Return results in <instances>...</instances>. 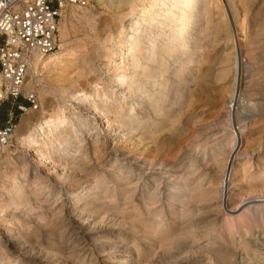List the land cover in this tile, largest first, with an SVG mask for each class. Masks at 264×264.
Here are the masks:
<instances>
[{"label": "bare ground", "instance_id": "obj_1", "mask_svg": "<svg viewBox=\"0 0 264 264\" xmlns=\"http://www.w3.org/2000/svg\"><path fill=\"white\" fill-rule=\"evenodd\" d=\"M239 1L244 4L243 0H97V2L115 10L117 16L121 19L114 27L113 33L107 34L104 40L102 39V47L106 52L104 56L115 67L113 70L114 82L122 90L119 93H117V90L110 92L105 84L101 85V81H98L94 85L92 92L89 93L86 90L76 89L74 84L77 81L73 80L69 87L62 86L60 89L63 99L69 97L72 103L73 107H70L68 112L66 107L62 106H57V110L49 111L43 108L39 111L38 117L36 116L37 122L34 125L31 124L30 118L25 119V124L28 125L26 132L20 136L19 128L16 131V136L19 137L22 145L34 150V159L38 163V168H34V172L36 177L40 176L39 179L42 178L35 189L40 191L48 187V183L46 184L45 181L46 175L55 174L58 182L59 180L62 181L67 174V168L61 170V165L57 163L56 158L62 160L68 157L71 160H75L76 164L80 163L84 167L90 165L86 161L87 157H85V146L83 144L86 140V133L90 132L97 136H102L103 126L113 127L115 122L122 121L124 116L127 119L125 122L122 121V123L125 125L131 124L132 128L130 131L134 134L132 139L137 137L134 142L132 141L135 151L132 155L134 165L143 171H151L155 166V160L149 157L148 152L157 148L159 143L164 140L163 137L166 135H162V133L169 131L167 133L168 138H173L180 134L182 127H174V123L178 119V115L175 114V105L179 104L181 107L189 108L192 102L194 103V98L196 101L201 100V97L199 99L196 98L195 93L197 91L200 94L209 91L206 89L205 83L208 73L202 70V65L207 62L204 52L206 45L203 40L217 42L223 37H230L232 51L227 52L223 56L225 59L222 62L226 63L216 72L215 78L217 83L220 84L218 98L220 97L221 106L219 111L223 118L220 120L219 126H223L222 128L225 131L216 136L213 143H211V139L209 140L207 137L202 136L200 131H195L191 135L193 138L189 140L190 145H188L195 152L194 156L190 155L189 157L188 154H184L185 162L182 164L181 162L178 163V174L177 176L173 175L175 176L174 179L170 180L171 182L169 183L171 184L167 185L164 188L165 190L160 185L154 187L149 176L143 185H139L140 181L137 180L135 185L132 186V175L135 172L133 168L127 171L130 174L126 175L123 174L122 170L114 173L115 175L112 173L117 183L124 185L119 190L117 189L118 186H115L112 194L109 192L101 193V189H105L104 184L106 181L104 176L97 177L94 182L83 186L79 191H77L78 189L72 190L75 198L71 199L73 204L72 209H69L76 214L78 225L82 226L86 233H93L98 226L106 230L103 232L112 234L115 231V225L118 223H116V219L113 217L108 219L106 215L102 214V216L100 213L98 224L92 226L91 220L96 218L97 214L91 213L89 207L97 201L101 202L98 205L99 209L115 202L114 205L109 207L123 212V208L121 209L117 203V198L119 197L117 193L120 191L122 195H125V203L127 201L135 203L136 216L139 217V215L143 214L142 210H146L148 218L152 221L151 226L148 229L146 228L147 232L156 235V237H162L174 231L177 218L179 220L188 219L193 212V208L190 206L193 203L202 200L206 202L217 201L220 206L227 207L234 193L232 187L234 184L235 166L240 164L242 156H246L247 159L242 163L241 181L242 183H247L246 188L248 190V192L246 191L248 196L246 195L247 197L245 196L246 198L241 201L242 207H246L244 224L247 221L248 225H260L264 228V156H253V151L245 146L246 135H244L249 121L264 113V92L255 93L256 85L253 78V68L249 65L250 63H246L244 58L243 44L250 42L251 37L247 33V27L244 26L248 11L240 8L239 5L242 6V3L238 4ZM70 6L72 17L92 25L93 18L87 14L85 7L79 5ZM259 12L261 13V11ZM123 19H126L125 23L122 22ZM66 21L67 15L65 14L60 27L62 36L65 34ZM197 24L198 26H196ZM263 24L264 22H259V27ZM194 32L197 37H195ZM193 37L194 41L192 42L191 38ZM61 50L62 47L60 51L55 50L47 55L34 54L29 68L32 79L27 84L30 91H34L37 83L35 78H37L41 68L55 60H59L62 56ZM262 56L258 70L264 76V55ZM183 58L188 61L187 66H185ZM171 61L179 62V65L173 67V64H170ZM82 62L88 68L91 66L87 65L86 59ZM188 63H195V66L190 67ZM191 68L193 69L186 73ZM93 70L91 66L89 72ZM166 74H172V76L178 78L179 82L168 78ZM40 80L41 78L38 77V81ZM210 80H212V77ZM262 81L261 84L264 85V81ZM1 84L2 79L0 77ZM152 88L158 89L152 91ZM129 99L132 100L130 104H128ZM143 104L148 105V111L142 118H139L141 114L139 110H141V105ZM29 110L31 109L28 108L27 111ZM105 114H108L106 120L102 118H105ZM109 114H112V116ZM191 114L199 118L197 111L196 113L193 111ZM200 117L202 116L200 115ZM207 126L210 125L208 124ZM215 128L217 127L215 126ZM262 144L263 142H259L257 151ZM2 153L6 154V156L1 155L3 161L10 163L8 147ZM249 156L254 157L255 161L253 162V159L249 158ZM23 162L24 165H27L25 159ZM203 164L208 166L209 170H201ZM176 165V163L171 164L172 167ZM254 166L257 170L252 173L251 169ZM21 176L23 175L16 173L12 175L11 181L7 184L9 185L8 187H6L7 185L1 186L5 190L6 196L5 198H0V264H9L13 261H15L14 264H36L31 261L32 258H29L34 256L32 255L34 248L30 250L27 238L22 232L23 230L29 232L31 229L39 230V227H32L33 225L28 222L32 219L38 220L39 224L43 225L41 229L50 231V234L55 230H59L60 241L66 249H69L70 254L78 257L84 254V260L81 264H84L87 259L92 261L89 247H87L89 243L88 237L81 236L76 230V226L63 216L65 206L63 203L56 204L57 198L53 205L44 203L37 206V210L38 208L42 209L41 211L47 212L46 214L42 213L39 216L40 218L31 216L33 213H37L35 212V205L39 201L37 200L38 202L35 205L33 204L34 202L30 201L32 197H30L25 184L19 181ZM139 178H143V175H140ZM39 190L36 191L40 192ZM164 195L167 202L161 204V206L156 205V203L162 201ZM87 197L88 199L81 203V206H83L82 210L76 212V206L79 205L81 199ZM137 200L138 202H135ZM228 210L231 211L232 208H228ZM5 212L12 213V217L6 216ZM18 212L20 215H18ZM169 213H171L170 216L174 220L170 222L172 225L165 218V215ZM50 216H53V218L50 219ZM17 223L22 224V231L15 228L14 224ZM192 229L194 230V228ZM181 232L182 230L178 233L182 234ZM99 238L97 237L94 240L105 244ZM148 238L150 239L149 236ZM14 250L21 252V255H24L25 258L14 255ZM141 251L139 247L136 259L129 257V255H126L127 257L122 256L124 258L122 263L140 264ZM34 257L40 259L42 264L73 263V257L71 259L69 257L65 258L62 254H51L48 251L45 253L37 252ZM226 264L232 263L227 262Z\"/></svg>", "mask_w": 264, "mask_h": 264}, {"label": "rangeland", "instance_id": "obj_2", "mask_svg": "<svg viewBox=\"0 0 264 264\" xmlns=\"http://www.w3.org/2000/svg\"><path fill=\"white\" fill-rule=\"evenodd\" d=\"M240 2L241 1H239L238 4H240ZM243 2L244 4L241 2L242 6L239 5L240 8L248 12L250 11L249 13L247 12L248 15L246 17L244 26L247 27V33L251 37L250 42L243 44V54L244 58L246 59V63H250L249 65H251L253 68V78L255 79L254 82L256 85L254 91L258 94L259 92H264V85L261 84V81H264V76L258 70L261 65V59L263 58L262 55H264V24L259 27V22H264V0H243ZM84 7L87 14L91 15V18H93L92 25L86 21L72 17L70 5H67L63 8L60 27L63 22V16L66 14V30L63 36L60 30V45L57 49L60 51V48L62 47V56L59 60H55L51 64L41 68L39 74H37V78H35L37 83L34 91L31 90L37 94L38 107H33L31 103H29L25 98L26 92L30 91L27 87V84L32 79L30 73L28 74L25 82L26 86L24 87V93L16 100L10 99L4 103V114L2 119L5 122L7 118L12 117L16 127L7 145L11 159L10 163L3 161L1 155L6 156V154L2 153L4 151H0V198H5L6 196L5 190L2 189L1 186H6L9 181H11L12 175L16 173L23 175L20 177L19 181L23 182L22 184H25L30 197H32L30 198V201L32 203L34 202V205L39 201L35 205V212L37 213H33L31 216L40 218L39 216H41L42 213L46 214L47 212L41 211L42 209L38 208L37 210V206L44 203L53 205L55 203V199L57 198L58 201L56 204L63 203L65 206L63 216L66 217L74 226H76V230H78L81 236L88 237L87 240L89 243L87 247H89L92 261L87 259L84 264H123L124 262L122 263V260L124 258H122V256L125 257L126 255H129V257L135 258L137 256V249L139 247L142 250L140 252L141 258L139 257L140 264H226L227 262H231L232 264H264V228L260 225H248L247 221L246 224H244V219L246 220V207H242L241 201L248 196L246 194V191L248 192V190L246 188L247 183H242L241 179L243 172L242 163L246 161V156H242L240 158V164L235 166L233 178L234 184L232 187L234 189V193L232 194V198L229 201V206H220L217 201L206 202L202 200L193 203L194 205H190L193 208V212L188 217V219H180V221L177 218V220H175L176 225H174V231H171L172 233L170 232V234H166L162 237H156V235H153L152 233L149 234L147 232V229L151 226L152 221L148 218V215L145 212L146 210H142L143 214L139 215V217L136 216L135 212L137 209L134 208L135 203L133 201H127V203H125V195H122L121 191L117 193V191L122 189L124 185L122 183L119 184V182L117 183L115 178L112 176L114 173L120 170H122L123 174L125 175L130 174V172L127 171L133 168L135 172L134 175H132V186L135 185V181L137 180L140 181L139 185H143L149 176L154 187L156 185H160L162 189L165 190L164 188L171 184L169 183L171 182L170 180L174 179L175 176L173 175L175 174L177 176L178 174V163L181 162L182 164L185 162L186 159H184V154H188L189 157L190 155L194 156L195 152H193L192 147L188 145H190L189 140L193 138L191 135L195 131H200L202 136L205 138L207 137L209 140L211 139V143H213L216 136L225 131V129L222 128L223 126H219V123L221 122L220 120L223 118L219 111V107L221 106L220 97L218 98L220 84L217 83V79L215 78L217 74L216 72H218L219 69L222 68L226 63L222 62V60L225 59L223 56L227 54V52L232 51L230 37H223V39L217 42L203 40L206 45V50L204 52L207 62H204L202 65V70L208 73L205 83L206 89L209 91L203 92L202 94L197 91L195 93L196 98L199 99V97H201V100L196 101L194 98V103L192 102L189 108L181 107L179 104L175 105V114L178 115V119L176 120L177 122L175 121L174 127H182L180 134L173 138H168L167 133H169V131H164L162 133V135H166L164 136L166 138L163 137L164 140L162 139L163 141L159 143L158 147L151 149L148 152L149 157L155 160V166L151 171H143L134 165L132 160V155L135 152L133 142L137 137L132 139L134 134L130 131L132 128L131 124L125 125L122 123V121L125 122L127 119V117L124 116L122 121L115 122L113 127H108L107 125L103 126L104 129L101 131L102 136H97L96 134L90 132L86 133V140L83 142V144L85 146V157H87L86 161L89 162L88 164L90 165H86L84 167V165H81L80 163L76 164L75 160H71L68 157L63 158L62 160L56 158L57 163L61 165V170L66 168L69 170L68 171L66 169L67 174L65 177L62 179V181L59 180L57 182L58 179L55 177V174L46 175L45 181L46 184L48 183V187L44 188L45 190L43 189L42 191L35 189L42 178L39 179L40 176L36 177L34 172V168H38V163L34 159V150L22 145L20 143L19 137L16 136V131L19 128L20 136L24 135L26 132L28 125L25 124V119L30 118L31 124L34 125L37 122L36 116L38 117L39 111H41L43 108L49 111L57 110L59 106H62L66 107L68 112V109L73 107L72 103L69 100V97L63 99L60 89L62 86L69 87L73 80L77 81V83L74 84L76 89L86 90L89 93L92 92L94 85L98 81H101V85L105 84L110 92L112 90H117V93H119L122 90L119 89L120 86L114 82L113 70L115 67H113V63L111 64L110 61L104 56L106 52L102 47V41L106 35L113 33L114 27L120 22L121 19L117 16L115 10L97 2V0H91L90 3ZM259 11H261V13ZM122 22L125 23L126 19H123ZM196 26H198V24ZM195 37H197L196 33ZM200 37L202 38V36ZM191 41H194V37L191 38ZM249 49L253 50L250 51ZM84 59L87 60V65H91L92 70L94 69L92 72H89L91 66L88 68L84 65V62H82ZM182 60H185V66H187L188 61L184 58ZM178 63L179 62L176 63L171 61L170 64H173V67H177L179 65ZM188 64H190V67L195 66V63ZM192 69L193 68L187 70L186 73H189ZM166 76L175 80L176 82H179L178 78L172 76V74H166ZM38 77L41 78L40 81H38ZM211 77L214 82L210 80ZM157 89L152 88V91H156ZM211 90L212 92H210ZM131 102L132 100L129 99L128 104ZM18 105H21L23 109L19 108ZM141 106V110H139V113H141L139 118H142V116H144L148 111L147 104H143ZM28 108L31 110L27 111ZM81 108L83 107L81 106ZM192 110L195 113L197 111L199 118L191 114L193 113ZM107 115L108 114H105V118H102L106 120ZM109 115L112 116V114ZM200 115L202 117H200ZM206 124H209L210 126H207ZM215 126L218 129L215 128ZM244 135H246L245 146L253 151V156H264V113H261L249 121ZM259 142H263V144L260 147L261 149L258 148L257 151L256 149L259 146ZM254 157L252 158L249 156V158L253 159V162L255 161ZM24 159L27 161V165L23 164ZM170 163H176L177 165L172 167ZM201 170H209V167L203 164L201 166ZM256 170L257 168L254 166L251 169V172L254 173ZM140 175H143V178H139ZM99 176H104L106 181L104 184L105 189H101L102 194L105 192L112 194L114 187L118 186V190L116 191L117 196L119 195L117 198V203L121 209L123 208V212H120V210L116 211L112 207H109L114 205L115 202L111 205H105L101 209L98 207L101 202L97 201L92 203L93 205H90L91 207H89V209H91V213L94 212V214L97 215L96 218H92L91 225L93 226L94 224H98L100 219L99 213L100 215H106L108 219L113 217L116 219V223H118L115 225L116 228L114 227L115 231L112 234L103 232L106 230L101 226H98L99 228L97 227L93 233H86L84 228L78 225L76 214L72 213L70 210L72 209L73 204L71 199L75 198L73 197L74 193L72 190L74 191L78 189L77 191H79L83 186L94 182V180ZM8 186L9 185L6 187ZM128 187L131 188L130 185H128ZM36 190H39L40 192H37ZM87 199L88 197L81 199L79 205L76 206V212L82 210L83 206H81V203ZM135 202H138V200ZM165 202L167 201L165 200L164 195L162 201L160 203H156V205L161 206V204H164ZM228 208H232V210L229 211ZM170 214L171 213L165 215V218L166 221L172 225L170 222H173L174 220L171 218ZM5 215L9 218L12 217V213L10 212H5ZM18 215H20L19 212ZM49 218L51 219L53 216H50ZM32 220L28 222L33 225L32 227L37 226L40 230L43 225L39 224L38 220ZM14 226L16 229L21 231L23 230L22 224L20 223L14 224ZM192 228H194V230ZM179 229L182 230V234L178 233L181 231ZM39 230L35 231L31 229L29 232L26 230L22 231L23 235L27 238L26 240L28 246H30V250L33 248L36 249L32 250V255L36 256L37 252L40 253L41 251L45 253L48 251L51 254H62L65 258L69 257L71 259L73 257L72 264L82 263L84 260V254H82L83 256L80 255L79 257L70 254L69 249H66L60 241L59 230H55L51 234L50 231L42 229L40 231ZM183 234L184 236H182ZM147 235L150 237V239ZM97 237H100L99 239L103 240L105 244L94 240ZM164 241H169L170 243H165ZM173 241H175V244ZM14 255L25 258L24 255H21V252L17 250H14ZM34 256L29 257L30 259L32 258L31 261L36 264H42L41 260ZM14 262L15 261L9 264H14Z\"/></svg>", "mask_w": 264, "mask_h": 264}, {"label": "built area", "instance_id": "obj_3", "mask_svg": "<svg viewBox=\"0 0 264 264\" xmlns=\"http://www.w3.org/2000/svg\"><path fill=\"white\" fill-rule=\"evenodd\" d=\"M91 0H0V151L7 147L16 124L2 119L6 101L25 91V82L35 53L47 55L60 45V21L67 5L87 6ZM25 98L38 107L37 94ZM19 108L23 107L18 105Z\"/></svg>", "mask_w": 264, "mask_h": 264}, {"label": "trees", "instance_id": "obj_4", "mask_svg": "<svg viewBox=\"0 0 264 264\" xmlns=\"http://www.w3.org/2000/svg\"><path fill=\"white\" fill-rule=\"evenodd\" d=\"M3 114H4V105H3V108H2V116H3Z\"/></svg>", "mask_w": 264, "mask_h": 264}]
</instances>
